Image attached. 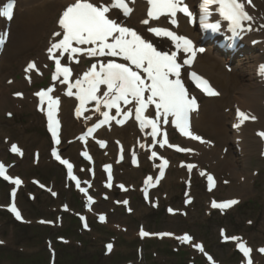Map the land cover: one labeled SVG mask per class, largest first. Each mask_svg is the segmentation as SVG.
Returning a JSON list of instances; mask_svg holds the SVG:
<instances>
[{
  "label": "snow or ice",
  "instance_id": "6c2138e0",
  "mask_svg": "<svg viewBox=\"0 0 264 264\" xmlns=\"http://www.w3.org/2000/svg\"><path fill=\"white\" fill-rule=\"evenodd\" d=\"M251 3V0H247ZM149 5L147 11V19L141 21L146 27L148 35H142L135 29L125 26V21L114 17V10L122 11V15L126 18L132 12L128 7L127 0H112V3L106 4L102 0H73L63 10L58 19L60 31L53 32V37L57 39L51 43L47 52L49 59L55 60V73L53 80H57L59 84H68L67 95H75L80 101L81 107L90 101L96 102V111L99 112L101 105L103 107L116 109V115H123L125 119L131 118L134 114L136 121H139L141 128L151 127V136L155 138L157 135H163L164 139L160 141V147L167 145L170 148H177L180 152H191V149L180 148L177 145L169 144L167 133L161 132L163 124L168 123V118L172 117V123L186 137L205 142L198 135L189 130L188 114L196 107L195 97H189L182 79V69L191 66L195 60L197 53L205 50L198 48L194 42L185 35H179L176 31L167 27L151 26L150 20L159 23L161 17H165L170 25L178 26V13L192 20L193 13L190 11L186 0H147ZM215 5L216 10L224 20L229 22V27L233 32L243 27L244 21H251L253 17L245 10V0H202L199 5L201 13V22L204 27L213 30H219L220 24L206 23L207 17L210 15V6ZM14 15V0L0 9V17H7L9 20ZM112 17V18H110ZM153 38L164 43H169V48L161 50L152 42ZM2 43V39H0ZM75 45V46H73ZM54 50H59L57 55ZM65 53L82 54L84 57H94L97 62L92 63L90 68L83 73L82 77L69 83V77L72 69L61 63V57ZM186 54L182 62H178V54ZM71 62V55L64 57ZM116 58H121V62H117ZM35 62H29L27 68H35ZM27 71V69H26ZM264 72V65L261 66ZM146 74V75H145ZM190 77L197 83L208 95H218L212 88L210 83L199 76L195 72H191ZM62 76L63 79H59ZM101 86H105L103 89ZM75 88L74 93L72 89ZM53 88L39 90L35 93L40 98L41 104L47 99V116L48 128L52 133V137L56 144L60 143L58 139L56 111L59 104V98L53 97L50 93ZM147 93V95H146ZM17 95H21L17 93ZM130 105L123 113H121L120 104ZM155 106L154 118L149 112V106ZM43 111V108L41 109ZM87 110V109H85ZM79 114L80 109H77ZM105 117L101 123H106L110 117L109 112L102 113ZM237 115L241 118L240 123L247 119L255 120L254 116L249 117L246 113L237 110ZM88 117H86L87 119ZM117 123H124V120H118ZM264 136V132L260 133ZM208 143H211L210 141ZM13 152H18L16 145H12ZM52 155L60 160L62 164L68 165L69 175H71L72 165L67 160H61L54 148ZM157 153L152 152L155 157ZM162 159L161 172L163 166L168 164V160ZM195 165L188 164L187 168L191 171ZM205 175L204 172L200 173ZM0 176L5 180L12 178L5 174V166L0 163ZM75 179V177H73ZM111 179V177H109ZM208 181L213 182V176L207 175ZM14 183L19 185L20 179H15ZM111 186V185H109ZM123 187V185H121ZM15 196V191L12 193ZM91 199V197H89ZM127 204V201H124ZM235 200H228L223 203H212L213 208H227L236 204ZM11 211L16 217L20 218V212L17 211L15 204L11 206ZM169 211H172L169 209ZM101 220L104 216L101 215ZM223 234V233H222ZM140 235L148 236L149 233L141 231ZM160 236H171L172 233H160ZM181 242H190L194 248L204 251L199 243H194L190 235L177 237ZM225 240H238L237 237H224ZM245 257H248L251 249L243 244L237 245ZM112 247L111 244L108 245ZM264 252V248L260 249ZM248 264H251L249 260Z\"/></svg>",
  "mask_w": 264,
  "mask_h": 264
},
{
  "label": "rangeland",
  "instance_id": "374dc122",
  "mask_svg": "<svg viewBox=\"0 0 264 264\" xmlns=\"http://www.w3.org/2000/svg\"><path fill=\"white\" fill-rule=\"evenodd\" d=\"M29 54L36 53L34 51H29ZM20 56H23L21 54ZM19 59L13 60V67L15 70L13 72H16L17 70H20V67L22 65V61ZM10 101V100H9ZM14 130V128H13ZM17 135H19L17 133ZM28 136V135H27ZM21 136H18V139H21ZM40 127L37 126L36 130L34 127L30 128V135L28 136V139L22 138L24 146L27 148V150L30 151L38 146H41L44 144L45 140L42 139ZM35 146V147H34ZM254 147V144H253ZM252 159H250L249 164L255 165L256 160H259V152L255 148H252ZM69 153L75 155L73 152V149L69 151ZM31 164L29 162V159H27L21 169L24 171L26 177L34 175L33 168H31ZM264 167V164H263ZM40 172L35 175H40V177H43L46 179V181H49V179H53L55 182L58 180V177H60V173L58 172V169H54L53 166L50 164L43 165L39 168ZM141 174H133L131 179H135ZM61 182V181H59ZM171 188H173V191L178 196V188L179 186L175 184V180L170 179L169 181ZM264 175L262 176V185L260 187L254 188L249 193L250 194L244 203L243 206L239 207L237 210H235L234 214L231 216H228L226 219H219L217 217H212L210 219L206 218L203 213V218L199 219L198 224L190 226L188 223H190V220L193 218L198 219V213L202 212V209L205 205V201H203V196L199 195L196 197V205L197 210L196 214L192 216L190 220H179L183 219L182 217H179L177 219H168L164 216H161L158 219H154L153 216H156V212L153 215H150V211H142V214L139 216V220L143 219L146 222H148L151 226L152 230H159V229H173L181 232L182 230H185L189 227V229H192L200 238L204 239L208 245L210 246V249L215 253L217 258L223 263V264H236L238 262V258L235 256L232 246L229 245H223L220 241V238L218 236V226L225 223L229 225L232 233H238L241 232L245 234L255 245L258 244H264ZM2 199L5 201L4 204L7 203L6 201V195L7 190L2 187ZM70 193H66L65 195H62V200H59L56 202V206L60 204L63 200L66 198H69L67 201L70 202L71 205H75V200L71 198ZM20 203H23L25 209H26V215L28 218H30L32 224L28 226H15L11 224L10 222H7L6 224V231L5 235L7 238V242L14 241L20 243V248H22L23 253L20 255L22 260L10 258L9 256H4L3 254H6V251L0 249V264L1 260L5 257V259H12V261L15 264H48V258L49 253L48 249L45 246V238L48 236H52L56 238L58 234L65 232L66 235H69L72 237L70 239L72 242H69V244H63L56 242L55 247L58 248V264H73L77 258V251L75 252V246L81 247L83 249V256L89 257L86 261H90V264H93V259H99L101 257V250L103 249V244L105 241L113 240L116 245V252L103 260V263L100 264H176L178 261L184 259L185 261H196L200 264H203L202 260L197 257V255H194L188 248H183L179 253L174 252V248L178 247L174 241H165V242H154V241H148L145 243H140V241L137 240L135 235V230L138 226V220H135L132 217H120L119 214H114L112 216V223L116 224L117 222L124 221L122 225L127 224L129 226V232L124 233L120 229L113 227L114 225H110L107 227H95L94 231L90 234H79L77 230V221L74 220V216L71 214L66 215V222L63 227H43L41 226L36 220L40 217L44 218H53L55 214L58 211H53L52 209H48L44 207V209H40L38 207V204L42 201L39 199L38 204H31L28 203L26 195L21 194L20 195ZM166 199H163L162 205L165 207ZM175 202L178 201V198L174 200ZM50 201L47 200L46 204H49ZM172 204V203H170ZM178 205V204H177ZM176 205V206H177ZM254 209H253V208ZM139 208V206H138ZM246 218H257L259 221L258 227L252 228L251 226L246 225V222L238 223L234 222L237 217H243ZM205 217V218H204ZM0 219L2 220V217L0 215ZM151 219V220H150ZM126 226V225H125ZM68 229V230H67ZM86 245L85 247L82 246V243ZM144 246V258L142 261L141 259H138L136 257L135 249L139 245ZM15 246V245H13ZM74 250L73 253H71ZM132 252L131 254H128ZM132 250V251H131ZM70 252V254H69ZM39 254V255H38ZM119 254H122L120 261ZM72 258H75V261L72 260ZM123 259V260H122ZM85 261V264H87ZM128 262V263H127Z\"/></svg>",
  "mask_w": 264,
  "mask_h": 264
},
{
  "label": "bare ground",
  "instance_id": "6f19581e",
  "mask_svg": "<svg viewBox=\"0 0 264 264\" xmlns=\"http://www.w3.org/2000/svg\"><path fill=\"white\" fill-rule=\"evenodd\" d=\"M68 2H70V0H23L21 3L25 8V12L22 15L19 14V17L15 18L12 24L9 42L3 53L2 64L11 63L12 59L23 54L26 49L32 48L37 42H44L43 35L45 31H42L44 30V24L50 16L54 17ZM33 3L38 5H32ZM141 9L142 6L140 5L132 17L137 24L144 15H142ZM11 48H15V52H10L9 50ZM252 55L247 53L245 59L248 60L255 56L260 57L259 52H254ZM246 60H237V67L232 75L223 69L225 60L218 57L215 53L209 52L198 61L200 70L212 77L216 85L225 93V96L228 95V98L224 97L221 100H206L195 124L198 128L206 131V133L212 137H215V134L222 137L221 140L215 137L220 144H218L217 149L213 150L210 155H213L215 159L218 160L219 166L217 167L219 169L225 167L232 171L237 177L238 175H243V173L239 171V167L234 161V158L238 157L235 155L234 149L231 148L225 159L223 161L220 160L221 145L224 141H227V138L224 137L234 135L231 125L229 124L231 115L228 116V114H226V108H229L234 105L233 103L238 101L249 109L261 110V102L264 101L262 100L264 98L263 83L258 81V77L254 74V70L248 66L249 63H247ZM15 86H17V84L9 86L4 84L0 77V111L3 110L9 102L6 96L8 93L6 92H9L10 89ZM240 89H244L243 93L237 91ZM112 132L115 131L112 130ZM110 136L113 137V133H111ZM232 138H236V135ZM249 139L250 138H247V140H245L244 148L248 146ZM254 140L258 142L256 138H254ZM249 185L250 183L246 181V183L239 187L231 185L230 188L234 190V192H241L250 189Z\"/></svg>",
  "mask_w": 264,
  "mask_h": 264
}]
</instances>
